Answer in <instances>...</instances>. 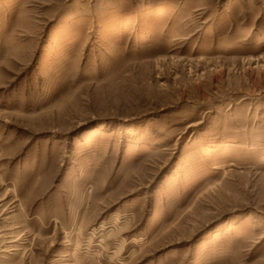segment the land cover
<instances>
[{
  "label": "rangeland",
  "instance_id": "374dc122",
  "mask_svg": "<svg viewBox=\"0 0 264 264\" xmlns=\"http://www.w3.org/2000/svg\"><path fill=\"white\" fill-rule=\"evenodd\" d=\"M0 264H264V0H0Z\"/></svg>",
  "mask_w": 264,
  "mask_h": 264
}]
</instances>
